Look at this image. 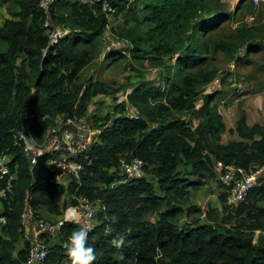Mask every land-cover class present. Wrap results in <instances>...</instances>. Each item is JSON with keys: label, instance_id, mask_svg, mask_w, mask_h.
Segmentation results:
<instances>
[{"label": "trees", "instance_id": "1", "mask_svg": "<svg viewBox=\"0 0 264 264\" xmlns=\"http://www.w3.org/2000/svg\"><path fill=\"white\" fill-rule=\"evenodd\" d=\"M9 1L14 2L9 13L18 18L0 26V155L13 154L10 165L17 178L13 194L1 199L0 216L6 222H0V264H27L32 239L22 213L28 192L32 206L46 217L63 215L65 193L104 202L106 208L88 234L96 252L92 264H264V178L239 205H230L215 168L217 159L243 167L264 165V126H248L243 112L237 126L240 139L224 142L220 106L231 89L222 77V89L205 93L219 74L220 54L248 65L249 52L264 50V23H241L220 33L236 12L213 0H109L122 15L115 32L132 44V57L141 66L149 60L159 67L160 83L142 77L129 93L128 103L140 114L137 120L129 117L127 102L114 97L100 125L111 123L90 152L92 163L79 180L73 177L65 186L44 157L32 173L15 134L29 128L42 141L61 115H85L96 96L118 91L111 82L85 76L88 68L104 69L100 57L111 20L101 0L95 5L54 0L49 8L53 25L46 27L48 13L41 0ZM243 2V9L252 12L253 1L240 0V8ZM57 27L69 28V33L51 45L50 34ZM243 46L249 51L245 57L238 53ZM106 60L107 66L126 60L125 71L138 69L119 50ZM200 97L204 103L197 108ZM186 114L194 119L187 120ZM135 156L145 162L146 175L117 183L124 178L120 159ZM209 178L220 182L221 206L211 204L201 220L193 217L201 209L189 204L191 188ZM77 227L65 223L52 242L42 236L48 247L45 264H68L63 243ZM119 237L123 242L117 245Z\"/></svg>", "mask_w": 264, "mask_h": 264}, {"label": "built area", "instance_id": "2", "mask_svg": "<svg viewBox=\"0 0 264 264\" xmlns=\"http://www.w3.org/2000/svg\"><path fill=\"white\" fill-rule=\"evenodd\" d=\"M54 0H41L40 6L48 13L45 22L46 27L53 25V20L49 15V8ZM91 5H95L97 0H83ZM255 5L261 3L262 0H252ZM102 8L107 13L108 19L118 13V8L109 0H101ZM69 33V28L57 27L50 34V44L53 45L60 38ZM46 53V50L44 51ZM220 77L215 78L216 81ZM209 84L215 83V81ZM208 84V85H209ZM205 93H212V89ZM221 87V86H220ZM218 87V88H220ZM128 91L124 97L118 99L117 102H127V112L130 118L139 119L140 114L135 107L128 103ZM204 103V99L196 102V107L200 108ZM189 121L193 120L192 114ZM184 118L185 115H184ZM188 120V119H187ZM195 121V120H194ZM193 121V122H194ZM95 125L90 118L85 115L76 113H68L61 115L54 126L47 129L42 141L36 140L31 129L20 130L15 134L16 143L23 144L24 149L31 161L32 173L37 169V164L41 157L46 159L49 166L56 167V177L65 186L69 185L73 177L80 179L81 173L85 171L88 164L92 163L90 152L92 148L101 141L105 126ZM13 154L4 152L0 155V202L1 199H7L14 191V181L17 178V172L11 168ZM121 175L123 179L117 183L126 182L130 179L140 178L146 175L145 162L140 157H132L128 159L122 157L120 159ZM215 168L218 171V179L226 186L225 191L228 193V203L230 205H239L249 194V191L259 182L260 178H264V165H256L254 167H243L234 163H226L221 159L215 161ZM79 187V186H78ZM78 187L76 190H78ZM73 198L76 200L70 201L64 207L63 215L55 220L49 219L44 214L38 213L31 204L30 193L25 197V206L22 213V222L29 234L31 232L32 247L27 260V264H45L48 254L47 244L43 241V235H58L62 226L67 222L79 224L88 231L94 228L97 224L100 212L106 207L102 200H91L86 196L74 193ZM0 222L5 223V215L0 216ZM109 229V228H107ZM68 238L63 243L66 248ZM137 264V263H136Z\"/></svg>", "mask_w": 264, "mask_h": 264}, {"label": "rangeland", "instance_id": "3", "mask_svg": "<svg viewBox=\"0 0 264 264\" xmlns=\"http://www.w3.org/2000/svg\"><path fill=\"white\" fill-rule=\"evenodd\" d=\"M239 1L240 0H213L215 5L229 11L236 12L232 17L225 21L223 29L220 30V33H229L237 26V24L241 23L252 24L258 23V21H262L264 23V0H262L258 5L253 3L252 12H246L243 9L244 2L240 5V8L238 6ZM6 4H9L10 7L14 6L13 1L8 0ZM121 18L122 15L117 14L113 16L111 18L110 26L106 31L104 38L106 48L100 57L102 63H105L103 71L98 73L95 67H91L86 70L87 73L85 74V76L88 78L93 76L94 78H100L104 81H107L108 83L111 82L113 86L118 89V91L113 94L98 95L91 102L86 115L95 125H100L105 121L107 114L112 110L116 99L118 101V99L124 97L128 91H132V89L135 88V84L140 81L142 77H145V79L150 81L153 85L160 83L159 67L152 65L149 60L144 62L143 66H141L139 61L133 59L132 57V44L126 39L121 38L115 32L114 27L120 22ZM115 50L126 53L130 62L136 65L138 69L125 71L123 68V63H125L126 60L121 61V64L107 66V55L109 53L111 54L112 51ZM248 52L249 51L247 50L246 46H243L240 48L238 53L241 57H245L247 56ZM249 55L252 58V63L248 65H241L239 62L230 61L221 54L216 60L217 65L220 66V71L217 77H220V79L224 77L227 87L231 89L229 96L231 97V100L224 103V105H222L223 107H221L223 114H226L227 111L233 113V109H237V107L242 104L240 103L242 96L247 95L255 90L264 88L262 86L264 85V50L257 53L249 52ZM208 86V91L209 89H212V91L222 89V87H220L221 82L219 79H217L215 83L209 84ZM114 97H116V99ZM185 117L188 120L190 119V116L187 114ZM223 141H227L225 137L223 138ZM148 177L151 178L150 175H148ZM218 186H220L219 181H216L214 178H209L200 188H191L189 204L201 209L200 211H195L193 213L194 218L199 217L202 220L204 218L205 211L210 207L211 204L218 207L221 206L219 201H215L216 194L214 191ZM70 196L71 193H65L62 199L69 201L71 200ZM218 196L219 193L217 194V199ZM148 217H150V215H148ZM152 218L155 219V216H152L151 219ZM182 223H184V219L182 220ZM57 237L58 235L47 236V238H51V242L57 239ZM45 239L46 238H44L43 241H45Z\"/></svg>", "mask_w": 264, "mask_h": 264}, {"label": "crops", "instance_id": "4", "mask_svg": "<svg viewBox=\"0 0 264 264\" xmlns=\"http://www.w3.org/2000/svg\"><path fill=\"white\" fill-rule=\"evenodd\" d=\"M6 3L7 1L0 2V26H2L7 19H12V18L17 19L18 18L17 16H12L9 13L8 7H10V5ZM230 100H231V97L226 99V102ZM240 101H241L240 103L242 104H240V106H238L237 109H233V113L227 111L226 114L225 113L223 114V112L221 111V107L223 106L222 105L220 106V111L223 114L224 121L226 124V130L224 131V137L227 141L240 139L239 133L237 131V126H238V120L241 118L243 112H245L246 123L248 126H252L254 124H260L264 126V89L259 92L257 91L250 92L249 94L242 96ZM196 121L197 119H195V122ZM192 178L195 179V177H192ZM219 192H220V186H218L214 191V193L216 194V197H215L216 202L218 201L217 194ZM73 196L74 194H71L70 196L71 200L74 199ZM71 200L67 201V203L70 202ZM1 210H2V203L0 202V211ZM46 215L52 220H55L61 217V215L58 216L53 213H49ZM184 221H185V218H184ZM27 234H28L27 237L31 236V232L29 234V230H27Z\"/></svg>", "mask_w": 264, "mask_h": 264}, {"label": "clouds", "instance_id": "5", "mask_svg": "<svg viewBox=\"0 0 264 264\" xmlns=\"http://www.w3.org/2000/svg\"><path fill=\"white\" fill-rule=\"evenodd\" d=\"M106 231H111V229H106ZM122 242L123 237L115 240L117 245ZM65 247L68 264H92L96 259L94 245L89 243L88 231L83 227H77L71 231Z\"/></svg>", "mask_w": 264, "mask_h": 264}, {"label": "water", "instance_id": "6", "mask_svg": "<svg viewBox=\"0 0 264 264\" xmlns=\"http://www.w3.org/2000/svg\"><path fill=\"white\" fill-rule=\"evenodd\" d=\"M58 24V22H56Z\"/></svg>", "mask_w": 264, "mask_h": 264}]
</instances>
